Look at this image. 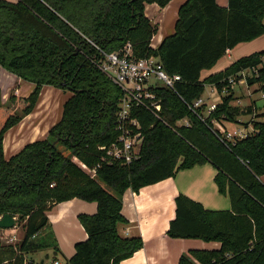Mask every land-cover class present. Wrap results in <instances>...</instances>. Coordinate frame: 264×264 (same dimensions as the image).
Here are the masks:
<instances>
[{
	"label": "trees",
	"instance_id": "trees-1",
	"mask_svg": "<svg viewBox=\"0 0 264 264\" xmlns=\"http://www.w3.org/2000/svg\"><path fill=\"white\" fill-rule=\"evenodd\" d=\"M171 1L0 0V66L35 84L29 97L12 92L7 104L0 94V218L9 214L17 225L24 224L17 246L0 241V264H33L26 256L42 248L57 254L56 239L47 230L48 214L73 199L96 203L97 212L78 216L88 238L75 244L66 264H119L144 247L142 238L119 234V226L128 223L122 214L125 192L138 193L206 163L217 169L215 182L230 199L231 210H207L180 194L168 236L216 242L221 248L189 250L178 264H264V105L254 101L245 108L234 106L235 93L227 94L205 122L187 106L204 95L206 86L215 85L222 94L229 90L231 77L261 65L264 51L203 78L228 50L264 35V0H229L228 7L216 0H186L175 32L153 49L158 27L146 16V5L166 8ZM92 43L106 52L131 43L136 57H158L168 74L183 78L177 93L158 90L161 116L169 126L136 109L144 143L139 159L127 166L102 161L100 147L117 138L114 122L122 93L90 61L97 53ZM247 85L257 86L264 101V67L258 76L247 78ZM45 86L71 93L61 119L46 139L27 144L7 160L6 134L36 110ZM243 116L253 117L254 130L233 143L211 129L212 120L225 126ZM183 119L191 127H179ZM75 158L90 169L97 167L96 177L83 171Z\"/></svg>",
	"mask_w": 264,
	"mask_h": 264
},
{
	"label": "crops",
	"instance_id": "crops-1",
	"mask_svg": "<svg viewBox=\"0 0 264 264\" xmlns=\"http://www.w3.org/2000/svg\"><path fill=\"white\" fill-rule=\"evenodd\" d=\"M6 1L17 3L19 0ZM185 1L172 0L166 8H161L157 4L146 5V16L158 27V33L151 42L153 48L157 49L167 36L173 34H170L171 31L162 32L165 21L162 13L168 15L173 11L172 13L177 14L178 18L179 8ZM216 1L219 6L228 7L229 0ZM262 51H264V35L252 42L240 44L233 50H228L217 65L212 70L205 71L204 74L209 76L220 73L239 59ZM244 87L248 91V97L244 93ZM34 88L35 84L22 80L0 66V91L3 94L1 96L3 104L8 103L12 92L27 98ZM233 90L236 98L234 106L245 108L254 102L252 88L247 87L243 80H239ZM64 94L65 92L61 89L52 86L43 88L36 110L6 134L4 153L7 160L18 154L27 144L47 138L50 129L62 117L63 104L67 100L63 99ZM260 96L263 100L261 92ZM216 99L219 100L218 97ZM246 100H249L248 104ZM217 174V169L211 163H206L182 170L172 178L142 188L138 193L128 189L122 198V214L128 223L119 226V234L124 238H142L144 247L119 264H178L176 261L179 262L178 258L187 250H219L220 243L198 239H172L168 236L170 223L176 216L175 199L180 194L201 203L207 210H231L230 199L220 193L215 182ZM260 181L264 185V176L260 177ZM96 212V203H88L80 199L54 206L48 214L47 230L53 233L56 239V251L59 256L65 257L66 260L73 257L75 244L88 238L78 216L93 215ZM41 264H45V261L42 260Z\"/></svg>",
	"mask_w": 264,
	"mask_h": 264
},
{
	"label": "built area",
	"instance_id": "built-area-1",
	"mask_svg": "<svg viewBox=\"0 0 264 264\" xmlns=\"http://www.w3.org/2000/svg\"><path fill=\"white\" fill-rule=\"evenodd\" d=\"M92 45L96 48L97 53L90 61L95 68L106 75L122 93L114 122V131L117 132V138L110 145L100 147L103 154L102 161L107 166H112L115 163L127 166L139 159L144 143L142 124L136 116V109H145L157 120L169 126L161 116L162 99L158 95V90L166 88L177 93V85L183 81V78L180 75L168 74L164 70L163 64L158 57H136L131 43H127L120 50L113 52H106L95 44L92 43ZM262 67H264V58L258 68L244 70L237 74L236 77H231L229 79V84L232 89L238 84L239 80H243V83L249 87L247 85V78L258 76V69ZM227 94V88H224L221 94L217 87L212 85L210 86V92L207 96L202 95L191 104H187V106L193 114H196L200 120L205 122L207 118L217 110L222 96ZM217 97L219 100L216 99ZM203 108L205 109L199 113ZM252 121L253 117H251L247 126H243L242 120L239 118L238 128L230 132L228 131V126H224L218 121L212 120L211 129L222 140L233 143L234 139L245 138L253 132ZM191 124L189 119H183L177 123L179 127L186 128L191 127ZM75 162L92 178L96 177L98 171L97 167L90 169L76 158ZM22 239L23 238L20 239L18 236L14 235L10 243L15 242L18 244ZM54 264L63 263L56 260Z\"/></svg>",
	"mask_w": 264,
	"mask_h": 264
},
{
	"label": "rangeland",
	"instance_id": "rangeland-1",
	"mask_svg": "<svg viewBox=\"0 0 264 264\" xmlns=\"http://www.w3.org/2000/svg\"><path fill=\"white\" fill-rule=\"evenodd\" d=\"M172 12L173 11H171L168 15H166L165 13H162V17L165 19L164 27L162 29L163 33H167V32L171 31L170 32V34H171V33L175 32L176 21L178 18H177V14H173ZM203 78L204 79L208 78V76H206V74H203ZM230 86L231 85L229 84L228 94L234 95L235 91L232 90V87H230ZM244 89H245L244 93L248 97V91L246 90L245 87H244ZM257 90H258L257 86H255L251 90V92L253 93V101H255L257 103V105L261 107L264 105V101L261 99L260 92H258ZM209 92H210V86L208 85L205 88L204 95L207 96V94H209ZM0 94H1V96L3 95L2 92ZM70 96H71V93L66 92L63 95V99L66 100ZM232 103H234V102H232ZM248 103H249V100H246V104H248ZM250 119H251V117H246V116L241 117L242 125L247 126L250 122ZM226 126H228V131L233 132L235 129L238 128L239 124H238V122L237 123H226ZM15 219H16V227L14 229H11V230L0 229V241L2 242V244L12 245L14 247V246H16L17 243H15V242L10 243V240L13 238V236L14 235L18 236L20 239L23 238V235H24L23 225L24 224L19 223L17 225V218H15ZM46 235H47V231L45 230V231H43V233L40 236H41V238L42 237L44 238V237H46ZM187 252H188V250L185 251L184 253H187ZM26 258L28 259V261H31L33 264H41L42 260L45 261V264H54L56 259H59L63 264H66L69 261V260H66L65 257L59 256V254H56L53 248L52 249L42 248L38 251L29 253L26 256ZM179 259L180 258H178V261H179ZM176 263H179V262L176 261Z\"/></svg>",
	"mask_w": 264,
	"mask_h": 264
},
{
	"label": "water",
	"instance_id": "water-1",
	"mask_svg": "<svg viewBox=\"0 0 264 264\" xmlns=\"http://www.w3.org/2000/svg\"><path fill=\"white\" fill-rule=\"evenodd\" d=\"M78 53H79V50H76L75 54L77 55ZM15 227H16V219L13 218L11 215L7 214V215H4L2 218H0V229L11 230V229H14Z\"/></svg>",
	"mask_w": 264,
	"mask_h": 264
}]
</instances>
